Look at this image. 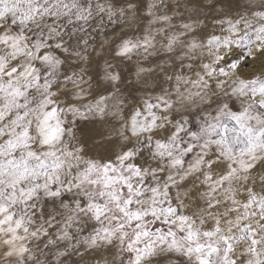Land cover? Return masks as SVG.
Listing matches in <instances>:
<instances>
[{"label": "snow or ice", "instance_id": "1", "mask_svg": "<svg viewBox=\"0 0 264 264\" xmlns=\"http://www.w3.org/2000/svg\"><path fill=\"white\" fill-rule=\"evenodd\" d=\"M0 264H264V0H0Z\"/></svg>", "mask_w": 264, "mask_h": 264}]
</instances>
